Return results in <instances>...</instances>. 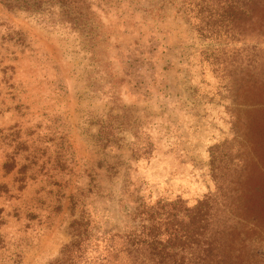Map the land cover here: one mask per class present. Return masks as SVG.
Segmentation results:
<instances>
[{
    "label": "rangeland",
    "instance_id": "rangeland-1",
    "mask_svg": "<svg viewBox=\"0 0 264 264\" xmlns=\"http://www.w3.org/2000/svg\"><path fill=\"white\" fill-rule=\"evenodd\" d=\"M91 2L87 33L0 2V264H51L82 215L124 235L146 207L207 196L247 217L234 230L264 264L263 0L213 40L169 0Z\"/></svg>",
    "mask_w": 264,
    "mask_h": 264
},
{
    "label": "trees",
    "instance_id": "trees-1",
    "mask_svg": "<svg viewBox=\"0 0 264 264\" xmlns=\"http://www.w3.org/2000/svg\"><path fill=\"white\" fill-rule=\"evenodd\" d=\"M9 11L32 13L40 23L53 29L64 28L81 32L93 31L91 0H0ZM179 8L194 31L202 38L213 40L232 28H240L251 16L257 0H169ZM264 3V0H263ZM264 5V4H263ZM264 10V7H263ZM250 20V19H249ZM245 26V24H244ZM14 39L13 36L10 37ZM22 44V37L17 39ZM101 137L109 140L112 125L103 126ZM148 153L147 147H142ZM6 162L3 171L15 169ZM0 187V194L6 191ZM248 204L238 202V211L248 213ZM218 211V202L211 196L189 207L184 201L158 204L138 212L144 216L139 228L126 234L93 232L92 220L82 215L70 226L73 241L65 245L51 264H260L259 249L252 245L246 231H235L236 224L248 226L249 220L238 215L236 223L222 218L229 206ZM231 208V207H230ZM257 219L254 217V220ZM253 220V222H254ZM3 224L0 211V226ZM254 224L251 231L257 232ZM1 242V236H0ZM257 243V242H256ZM103 248V250H102ZM89 251L93 255H89Z\"/></svg>",
    "mask_w": 264,
    "mask_h": 264
}]
</instances>
